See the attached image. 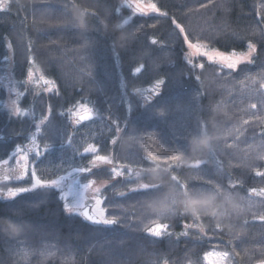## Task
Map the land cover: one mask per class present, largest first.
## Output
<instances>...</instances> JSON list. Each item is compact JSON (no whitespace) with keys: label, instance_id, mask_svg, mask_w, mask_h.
I'll list each match as a JSON object with an SVG mask.
<instances>
[{"label":"trees","instance_id":"obj_1","mask_svg":"<svg viewBox=\"0 0 264 264\" xmlns=\"http://www.w3.org/2000/svg\"><path fill=\"white\" fill-rule=\"evenodd\" d=\"M143 1L167 15L125 24L119 0H74L96 12L83 20L72 0H0L11 6L0 11V65L11 67L21 109L10 114L0 94V163L35 137L47 151L29 157V173L56 179L88 166L91 154L77 152L95 146L112 164L77 173L78 182L108 185L99 207L116 221L92 226L66 214L56 188L0 198V216L10 217H0V264H206L211 249L239 264L264 260V176L256 175L264 173V0ZM173 19L190 43L256 51L234 72L203 60L189 66ZM33 69L52 92L37 77L41 92L27 84ZM83 105L94 118L81 124L74 115ZM113 168L122 175L113 179ZM141 185L146 191H132ZM161 223L166 234L150 236Z\"/></svg>","mask_w":264,"mask_h":264},{"label":"snow or ice","instance_id":"obj_2","mask_svg":"<svg viewBox=\"0 0 264 264\" xmlns=\"http://www.w3.org/2000/svg\"><path fill=\"white\" fill-rule=\"evenodd\" d=\"M71 4H72L73 8L76 10L78 18H80L81 20H83L85 18V16L88 14L96 15V12L94 9L91 12L85 11V10L81 9L80 6L75 4L74 0H72ZM129 6H131V5H129ZM10 8H11L10 5L8 6L7 9H5L2 5V6H0V11L10 10ZM31 10L34 11L33 6H32ZM135 10L139 11L140 15H142V16H146L149 13H157L159 15H167L166 13H159L158 8L155 4H149L147 10L143 9L139 5H136ZM262 19H264V17H262ZM124 23L126 24L127 21H125ZM172 23L175 26V28L179 29V33L184 36V43L187 45L188 49H194L197 54L207 56V59L212 63L222 62V64H221L222 67H226L227 69H229L230 71H233V72L237 70V66L239 64H241L245 60H247L248 57H250L252 55V53L256 51L255 46L252 44H249L248 45L249 51L247 53H243V52H241V53L232 52L231 53L232 57H234V58L239 57L236 59L230 60L223 53L218 52V51H214V54H209L208 51H201L202 47L203 48L207 47L206 45L193 44V43L189 42V37L186 34V30L175 19H173ZM123 26H124L123 24H120L121 28H123ZM151 44L155 45V44H157V41L155 39H153V40H151ZM145 55H147V53H145ZM188 62L191 63V60L189 59ZM29 63L31 64V60H29ZM201 67H203V65H201ZM140 70L141 69L138 67L136 69V72H139ZM32 75H33V73L31 71H29L27 73V76L29 77V81L31 80ZM40 80L46 86L44 89L45 93H50L53 91L55 85L53 84L52 81L44 79L43 76L40 77ZM161 84H162V81L156 82L155 88L152 89V91H154L155 94H158V92H159L158 90L160 89ZM49 85H51V86L49 87ZM253 107H255V105H253ZM82 111H83V114L78 116L77 123H80L83 121H88L92 118V115H91L92 110L87 105L82 106ZM15 114H16V116L21 115V109L19 107H17L15 109ZM48 118H49V116L45 115L43 117V119L40 121V123L35 124L36 132L40 131L41 124H43L46 120H48ZM32 142L35 144V137L32 138ZM113 143H115V141H113ZM261 148L264 149V145H261ZM46 151H47V146L45 147L43 152L40 150H36L35 161H39L43 157V155L46 153ZM19 152H20V148H18L16 150V153H19ZM89 154H91V160L89 161V165L78 167L76 169V171H78L79 173L89 174V173H92L94 169H97L100 164H112V160L108 156L98 154V148L95 146L89 145L88 147H86L84 149L83 153L77 152V156H87ZM213 155H214V153H213ZM261 158H264V157H261ZM173 159L176 160V159H179V157H173ZM19 161L22 162V164H21V173L19 174L18 179L23 180L26 176H28L30 178V182H31V189H55L59 186V184H60L59 179L42 178L38 175V172L35 168H33L31 170V172L29 173V170H28L29 158H28L27 154L21 155L19 157ZM197 167H199V165H197ZM112 173L114 174L113 179L116 176L122 175V173L117 171L115 168L112 169ZM256 175L257 176H264V173L257 172ZM60 179H63V177H61ZM95 183H96L95 180L88 179L87 182L84 183L82 186L83 191L87 192L90 189H93V185ZM107 186L108 185H102V187H107ZM102 187L95 188L94 197H93L94 198V204L92 205L91 208L88 206L87 203L84 202V196L82 194L80 200L77 201L75 204L64 203L63 211L70 216L75 215L77 217H81L83 219V221L88 222L92 225L111 226V225L115 224L116 221L114 219L105 218L104 210H102L99 207L103 203V201L101 199ZM31 189L28 187H18L15 190H13L12 188H9L8 189V195L11 197H15L20 193H27ZM138 190L146 191V188L143 185H141V186H139V189H132V191H138ZM121 195H124V193H121ZM260 195H264V189L261 190ZM0 217H5V218L10 219V217H6V216H0ZM260 219L262 221H264V216H261ZM191 226L192 225H187V224L184 225L185 228H189ZM28 227H30V225H28ZM168 227H169V225H167V224H163V223L156 224L153 228H150L148 230V234L152 237H157V238L161 237L162 235L166 234V229ZM216 228L222 230V228L219 225H217ZM203 232H204V228L200 227V233L203 234ZM182 235H188V233L185 231L184 233H182ZM211 255H216V256L220 257L221 259H224V258L228 257L229 253L226 251L225 252H210V253L206 254L205 259H207L208 256H211Z\"/></svg>","mask_w":264,"mask_h":264},{"label":"rangeland","instance_id":"obj_3","mask_svg":"<svg viewBox=\"0 0 264 264\" xmlns=\"http://www.w3.org/2000/svg\"><path fill=\"white\" fill-rule=\"evenodd\" d=\"M149 4H150L149 2H145L143 0H119V8L126 9L125 16H124L125 21L129 20L134 15H140L139 11L135 10L136 5H139L143 9L147 10ZM129 5H131V6H129ZM149 14H153V13H149ZM186 49H187V51L185 54V60L187 63H189L188 62L189 59L191 60V63H189V66L196 64V66L199 68L201 65L200 60L210 62L207 59V56L197 54L194 49H188V47ZM201 51H208L209 54H214L215 50H211L207 47L206 48L202 47ZM248 51H249V49L245 53H247ZM223 54L226 57H228V59H230V60L239 58V57H236V58L232 57L231 53H223ZM252 55H253V53H252ZM251 56L248 57V59L245 60L243 63L248 62L250 60ZM214 64L221 67L222 62H218V63H214ZM224 68H226V67H224ZM30 71L33 73V75L31 77L30 81H29V77L27 76V79H26L27 84L32 86L35 89L36 93H39V92H41V90L39 87V82L36 80V77L39 78V80H40L41 75H40L39 71H36L34 69L30 70ZM44 87H45V85L43 86V88ZM2 92L4 94L3 107L5 109H8L10 114L16 115L15 109L18 107L20 94H19L18 89H17V87L13 81L12 76H11V67L9 65H4V64L0 65V94ZM81 111H82V109L79 110L78 113H80ZM74 118L76 119V114L74 115ZM36 150H38L37 143L34 144L32 142L31 151H30V148H29V152H28V149H26V151H22L20 155L27 154V156L29 158L31 155L35 154ZM88 165H89V163H88ZM102 165H108V164H100L99 167H101ZM77 173H79V172L78 171H76V172L72 171V172H69L67 174H64V175L56 178V179L60 180V184L56 189L60 192V194L64 200V203L75 204L77 201L80 200L82 194L84 196V201L87 199H93L94 200L93 197H94L95 188L102 187V185H103V184H94L93 189H90L89 191L84 192L83 187H82L83 185H81L78 182ZM61 177H63V179H60ZM26 179L30 180V178L28 176H26L23 180H21V179H18V180L19 181H26ZM18 180H16V181H18ZM27 187L31 189V184ZM13 190H15V189H13ZM0 198L8 199V198H12V197L8 195V190H0ZM210 252H220V251H218L216 249H211L208 252H206V254L210 253ZM206 254H205V256H206ZM207 259H210V260L217 259V262L211 261V262H213V264H218V263L224 264V261H223L224 259H221L220 257H218L216 255L208 256ZM260 263L261 262H259L258 264H260Z\"/></svg>","mask_w":264,"mask_h":264},{"label":"flooded vegetation","instance_id":"obj_4","mask_svg":"<svg viewBox=\"0 0 264 264\" xmlns=\"http://www.w3.org/2000/svg\"><path fill=\"white\" fill-rule=\"evenodd\" d=\"M150 98H151V96L149 97V99H147V102L150 101ZM30 142H32V141H30ZM20 156L21 155L19 154L17 157H15L14 160H6V161L0 163V168H1L0 176L1 177L4 178V176H11L10 182L18 180V176L21 173V164H22V162L19 161ZM28 170H29V168H28ZM228 248H231V247L229 246ZM220 252H224V251H220ZM211 261L217 262V259H215V260L205 259L206 264H213V262H211ZM223 261H224V264H229V263L239 264L238 262H235L234 258L230 259L229 255H228V257L224 258ZM260 264H264V260L261 261Z\"/></svg>","mask_w":264,"mask_h":264},{"label":"water","instance_id":"obj_5","mask_svg":"<svg viewBox=\"0 0 264 264\" xmlns=\"http://www.w3.org/2000/svg\"><path fill=\"white\" fill-rule=\"evenodd\" d=\"M155 95L156 94H153V96H155ZM82 114H83V112L78 113L76 115V119L78 120V116L79 115H82ZM91 115H92V118L90 120H88V121H91L94 118V113L93 112L91 113ZM88 121H83V122H80V123L83 124V123H86ZM28 146L30 147V149L32 148V145L31 144H28ZM0 171H1V168H0ZM10 179H11V176H4V178L0 176V183L7 184V183H9ZM84 202L87 203L90 208L94 204V200L93 199H87ZM86 223H88V222H86ZM90 225H92V224H90ZM92 226H102V225H92Z\"/></svg>","mask_w":264,"mask_h":264}]
</instances>
